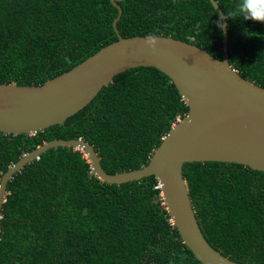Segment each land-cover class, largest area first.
Wrapping results in <instances>:
<instances>
[{
  "label": "trees",
  "instance_id": "1",
  "mask_svg": "<svg viewBox=\"0 0 264 264\" xmlns=\"http://www.w3.org/2000/svg\"><path fill=\"white\" fill-rule=\"evenodd\" d=\"M123 37L172 36L223 59V31L210 0H120ZM227 16L241 0H217ZM264 10V0H257ZM112 0H0V84L42 85L119 39ZM228 21L230 63L264 87V22ZM189 111L173 80L138 66L63 124L33 135L0 131V183L44 142L82 138L105 171L147 165ZM201 230L223 255L264 264V171L235 162L183 166ZM154 176L116 184L92 172L86 153L51 148L8 182L0 219V264H203L171 221Z\"/></svg>",
  "mask_w": 264,
  "mask_h": 264
},
{
  "label": "water",
  "instance_id": "2",
  "mask_svg": "<svg viewBox=\"0 0 264 264\" xmlns=\"http://www.w3.org/2000/svg\"><path fill=\"white\" fill-rule=\"evenodd\" d=\"M42 85L0 84V131L33 135L66 119L88 104L114 76L138 66H155L175 83L189 106L188 113L168 132L141 168L108 173L88 141L55 138L44 142L3 174L0 219L7 185L13 176L51 148L69 147L86 153L92 172L108 183H126L154 175L171 221L183 242L203 264H244L223 255L201 230L183 166L187 162L222 161L264 171V87L242 77L230 63L227 16L217 0H210L224 17L223 59L196 44L166 35L123 37ZM157 38L154 46L146 42ZM1 224V223H0Z\"/></svg>",
  "mask_w": 264,
  "mask_h": 264
},
{
  "label": "clouds",
  "instance_id": "3",
  "mask_svg": "<svg viewBox=\"0 0 264 264\" xmlns=\"http://www.w3.org/2000/svg\"><path fill=\"white\" fill-rule=\"evenodd\" d=\"M257 0H241L238 6L231 11L227 12V17L232 19L243 18L244 20H253L264 22V10L257 8ZM224 17H220L215 21L217 26L223 31L226 27L223 22ZM157 38L151 36L146 41L149 46H154ZM180 120V119H179Z\"/></svg>",
  "mask_w": 264,
  "mask_h": 264
},
{
  "label": "built area",
  "instance_id": "4",
  "mask_svg": "<svg viewBox=\"0 0 264 264\" xmlns=\"http://www.w3.org/2000/svg\"><path fill=\"white\" fill-rule=\"evenodd\" d=\"M158 188H161L162 187V185L161 184H159V186H157ZM163 196V195H162Z\"/></svg>",
  "mask_w": 264,
  "mask_h": 264
}]
</instances>
